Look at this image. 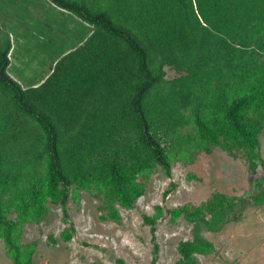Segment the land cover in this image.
Returning a JSON list of instances; mask_svg holds the SVG:
<instances>
[{
  "label": "trees",
  "instance_id": "1",
  "mask_svg": "<svg viewBox=\"0 0 264 264\" xmlns=\"http://www.w3.org/2000/svg\"><path fill=\"white\" fill-rule=\"evenodd\" d=\"M49 1L91 29L26 87L7 72L13 47L0 29V239L12 264H33L36 244L21 243L23 225L39 223L49 204L66 214L86 191L100 199L102 220L119 223L117 206L133 209L156 167L169 177L174 162L216 147L243 158L250 175L260 166L251 199L264 203V0ZM245 200L214 192L168 210L172 222L192 225L177 264L214 252L201 232L219 231ZM155 209L143 215L151 264Z\"/></svg>",
  "mask_w": 264,
  "mask_h": 264
},
{
  "label": "rangeland",
  "instance_id": "2",
  "mask_svg": "<svg viewBox=\"0 0 264 264\" xmlns=\"http://www.w3.org/2000/svg\"><path fill=\"white\" fill-rule=\"evenodd\" d=\"M54 6V5H53ZM49 0H0V29L9 35L13 50L8 53V74L21 86H36L53 67L56 57L72 48L91 26L66 10L53 7ZM166 77L174 76L165 67ZM264 162V129L259 136ZM245 160L232 158L220 148L200 152L192 163L174 162L171 175L159 167L151 174L144 194L133 209L117 206L119 223L100 218L101 201L80 191L78 202L70 199L66 214L60 205L49 204L39 223H25L21 243L35 242L33 264H151L153 242L143 215H162L156 221L155 242L159 250L156 264H177V245L190 240L191 223L183 217L170 220L168 210L182 205H199L212 193L246 199L239 203L231 219L219 231L203 230L202 236L214 245L208 255L194 254L196 264H264V203L251 199L258 189ZM175 188L164 196L170 183ZM264 188V183H262ZM73 226L69 241L61 238L64 228ZM0 264H12L0 239Z\"/></svg>",
  "mask_w": 264,
  "mask_h": 264
}]
</instances>
